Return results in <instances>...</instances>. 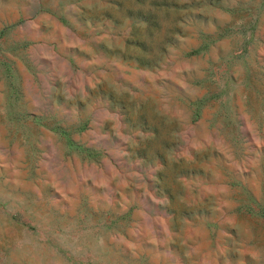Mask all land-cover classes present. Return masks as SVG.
<instances>
[{"label": "rangeland", "instance_id": "374dc122", "mask_svg": "<svg viewBox=\"0 0 264 264\" xmlns=\"http://www.w3.org/2000/svg\"><path fill=\"white\" fill-rule=\"evenodd\" d=\"M0 264H264V0H0Z\"/></svg>", "mask_w": 264, "mask_h": 264}, {"label": "trees", "instance_id": "16d2710c", "mask_svg": "<svg viewBox=\"0 0 264 264\" xmlns=\"http://www.w3.org/2000/svg\"><path fill=\"white\" fill-rule=\"evenodd\" d=\"M83 121H81L80 123H78L77 125H75L76 127L75 128H79V127H81V126H83ZM57 128H59V127H57Z\"/></svg>", "mask_w": 264, "mask_h": 264}]
</instances>
